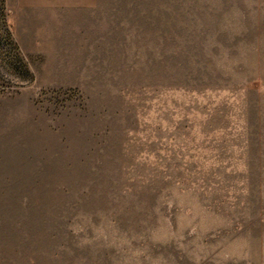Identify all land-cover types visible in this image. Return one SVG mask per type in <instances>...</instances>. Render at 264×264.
<instances>
[{
  "label": "rangeland",
  "instance_id": "1",
  "mask_svg": "<svg viewBox=\"0 0 264 264\" xmlns=\"http://www.w3.org/2000/svg\"><path fill=\"white\" fill-rule=\"evenodd\" d=\"M9 16L0 264H264V0Z\"/></svg>",
  "mask_w": 264,
  "mask_h": 264
},
{
  "label": "crops",
  "instance_id": "2",
  "mask_svg": "<svg viewBox=\"0 0 264 264\" xmlns=\"http://www.w3.org/2000/svg\"><path fill=\"white\" fill-rule=\"evenodd\" d=\"M101 4L102 0H6L9 23L14 29L22 28V22L31 15L40 18L44 14L59 12L91 13Z\"/></svg>",
  "mask_w": 264,
  "mask_h": 264
},
{
  "label": "trees",
  "instance_id": "3",
  "mask_svg": "<svg viewBox=\"0 0 264 264\" xmlns=\"http://www.w3.org/2000/svg\"><path fill=\"white\" fill-rule=\"evenodd\" d=\"M4 3V0H2V4ZM2 16L4 17V14H2Z\"/></svg>",
  "mask_w": 264,
  "mask_h": 264
}]
</instances>
